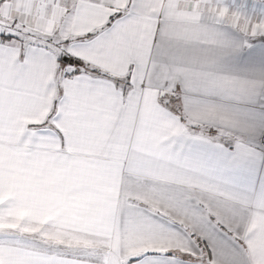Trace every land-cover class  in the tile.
Instances as JSON below:
<instances>
[{
	"label": "snow or ice",
	"instance_id": "6c2138e0",
	"mask_svg": "<svg viewBox=\"0 0 264 264\" xmlns=\"http://www.w3.org/2000/svg\"><path fill=\"white\" fill-rule=\"evenodd\" d=\"M0 264H264V0H0Z\"/></svg>",
	"mask_w": 264,
	"mask_h": 264
}]
</instances>
